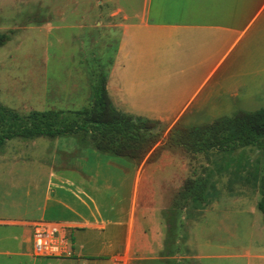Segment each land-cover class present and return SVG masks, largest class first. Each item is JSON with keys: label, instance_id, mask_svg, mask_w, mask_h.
I'll return each instance as SVG.
<instances>
[{"label": "rangeland", "instance_id": "rangeland-1", "mask_svg": "<svg viewBox=\"0 0 264 264\" xmlns=\"http://www.w3.org/2000/svg\"><path fill=\"white\" fill-rule=\"evenodd\" d=\"M105 17V3L98 0H0V32L10 36L0 47L3 105L24 115L53 109L69 117L68 111L90 109L99 76H106L113 62L119 32ZM249 36L232 51L242 49L244 60L253 61L227 77L225 87L235 95L224 94L221 104L205 105L200 113L193 104L179 123L199 125L264 107V71L258 76L246 71L264 68V35L252 41ZM161 123L166 137L172 125ZM163 155L147 166L145 161L97 151L90 137L13 138L0 148V220L19 218L18 205L32 197L34 184L38 205L46 191L52 198L62 191L75 199L85 191L102 203L104 215L120 219L130 209L132 215L144 213L152 220L145 230L156 226L164 237L163 244L151 240L131 248L124 258L118 251L119 256L87 264H264V214L258 208L264 192V149L246 146L191 154L166 147ZM171 159L178 163L176 169ZM174 169L178 176L173 183L165 189L154 184L161 173ZM188 178L205 181L203 199L183 193ZM49 209L59 210L55 203ZM1 221L0 264H29L22 256L1 253L20 251L5 240L14 235L15 226ZM29 248L32 251V242ZM36 264L70 261L37 257Z\"/></svg>", "mask_w": 264, "mask_h": 264}, {"label": "crops", "instance_id": "crops-1", "mask_svg": "<svg viewBox=\"0 0 264 264\" xmlns=\"http://www.w3.org/2000/svg\"><path fill=\"white\" fill-rule=\"evenodd\" d=\"M98 1L105 3L104 19H109V23L119 29L113 62L106 75L107 91L114 107L170 125L178 122L193 104L200 113L205 111V105L221 104L224 94L234 96L235 92L225 87L227 77L234 76L239 67L241 70L249 68L253 61L244 60L246 52L242 49L234 54L232 51L248 35L250 41L264 35V0ZM262 67L246 71L258 76L264 71ZM164 157L159 156L153 162L143 161L150 166ZM171 160L176 169L178 163ZM175 169L161 173L154 184L164 188L173 183L178 176ZM35 188V184L30 188L29 194L33 195L27 203L18 205L19 218L0 220L15 226L14 235L6 236L5 240L20 249L17 252L2 250L1 253H14L26 258L29 264H36L37 256L29 248V223L35 220L70 227L73 253L60 258L70 264H87L115 254L119 256L118 251L124 258L131 248L147 246L151 240L157 239L163 244L162 230L160 232L156 226H152L150 232L145 230V225L152 220L144 213L132 215L130 209L124 218L106 216L100 210L102 203L85 191L83 197L76 199L62 191L52 198L46 191L43 203L38 205ZM49 203L57 205V213L50 211ZM33 215L38 218H32Z\"/></svg>", "mask_w": 264, "mask_h": 264}, {"label": "trees", "instance_id": "trees-1", "mask_svg": "<svg viewBox=\"0 0 264 264\" xmlns=\"http://www.w3.org/2000/svg\"><path fill=\"white\" fill-rule=\"evenodd\" d=\"M10 36L0 32V47ZM90 109L68 111L72 116L53 109L33 110L20 114L3 105L0 100V148L8 140H29L38 137L54 139L59 136L90 137L99 152L128 158L134 162L155 161L166 147L180 148L191 154L228 151L255 146L264 149V107L239 110L231 116H221L199 125L174 123L163 137L165 126L159 121L117 110L107 91V78L100 74L93 91ZM206 183L188 178L183 187L193 200L203 199ZM258 202L264 214V192ZM105 258V257H89Z\"/></svg>", "mask_w": 264, "mask_h": 264}, {"label": "built area", "instance_id": "built-area-1", "mask_svg": "<svg viewBox=\"0 0 264 264\" xmlns=\"http://www.w3.org/2000/svg\"><path fill=\"white\" fill-rule=\"evenodd\" d=\"M31 229L32 253L37 257L65 258L73 253V242L69 236V226L35 220L29 223Z\"/></svg>", "mask_w": 264, "mask_h": 264}]
</instances>
